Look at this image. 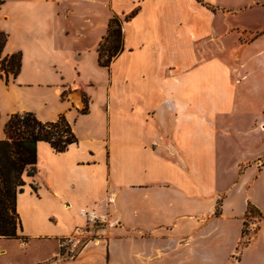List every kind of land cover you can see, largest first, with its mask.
Listing matches in <instances>:
<instances>
[{"label":"crops","instance_id":"0c3cea01","mask_svg":"<svg viewBox=\"0 0 264 264\" xmlns=\"http://www.w3.org/2000/svg\"><path fill=\"white\" fill-rule=\"evenodd\" d=\"M135 9L101 65L110 19ZM0 33V67L21 53L16 75L0 68V139L25 111L64 114L78 139L37 143L23 254L36 240L59 264H232L248 225L236 264H264V0H0ZM84 209L107 221L88 228ZM73 235L87 240L64 258Z\"/></svg>","mask_w":264,"mask_h":264},{"label":"trees","instance_id":"16d2710c","mask_svg":"<svg viewBox=\"0 0 264 264\" xmlns=\"http://www.w3.org/2000/svg\"><path fill=\"white\" fill-rule=\"evenodd\" d=\"M136 13L137 9L123 18L115 14L110 19L107 35L98 48L101 65L110 66L123 51V22ZM4 42V34L0 33V48ZM20 59L21 53L4 57L1 60V70H4L6 75L8 73L16 75L20 69ZM87 111L88 103L86 102L82 112ZM4 130L5 138L0 139V237L18 238L20 237L18 232H21L23 228L17 211V195L23 191L24 177L33 176L37 172V143L46 141L57 152H63L78 139L64 114L55 121H42L34 112H16L9 116ZM32 188L37 190L35 185H32ZM250 240L244 242L241 249ZM64 252L65 248H62L61 255Z\"/></svg>","mask_w":264,"mask_h":264},{"label":"rangeland","instance_id":"374dc122","mask_svg":"<svg viewBox=\"0 0 264 264\" xmlns=\"http://www.w3.org/2000/svg\"><path fill=\"white\" fill-rule=\"evenodd\" d=\"M125 15H121L123 18ZM4 71V70H3ZM59 215L50 216L49 221L51 222H60ZM88 228L92 226H87ZM97 226H94L92 228H95ZM245 232L243 235V239L240 242V245L238 247V253L235 255V258H233L232 264H236V257L239 256V251L241 250V246L244 242L251 239L255 233V229H248V225H245ZM20 237L18 238H5L0 237V245L4 246L7 249L6 254H0V263L2 260L6 261H19V262H31L33 260H36L35 262H31L30 264H59V257H53L50 256V253L53 251V242H46L45 244H41V242L32 240V249L29 254L25 255L21 251H25L29 249L28 243L29 239L24 237L21 232H18ZM95 235V234H94ZM87 238H82L80 241H77V243L73 246H68L65 248V252L62 256L64 258L75 256L85 245ZM3 253V252H2ZM2 255V256H1ZM70 255V256H69Z\"/></svg>","mask_w":264,"mask_h":264},{"label":"built area","instance_id":"2783aa9c","mask_svg":"<svg viewBox=\"0 0 264 264\" xmlns=\"http://www.w3.org/2000/svg\"><path fill=\"white\" fill-rule=\"evenodd\" d=\"M83 213L86 216L87 226H100L107 221V215L98 214L93 210L84 209ZM76 243V237L68 236L60 240V247L67 248L68 246H73Z\"/></svg>","mask_w":264,"mask_h":264}]
</instances>
